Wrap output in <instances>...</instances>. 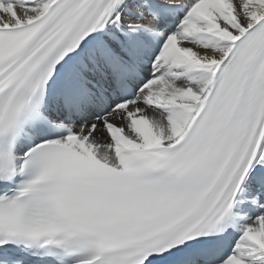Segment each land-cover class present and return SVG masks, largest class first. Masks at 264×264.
<instances>
[{"label": "snow or ice", "instance_id": "6c2138e0", "mask_svg": "<svg viewBox=\"0 0 264 264\" xmlns=\"http://www.w3.org/2000/svg\"><path fill=\"white\" fill-rule=\"evenodd\" d=\"M0 264H264V0H0Z\"/></svg>", "mask_w": 264, "mask_h": 264}]
</instances>
